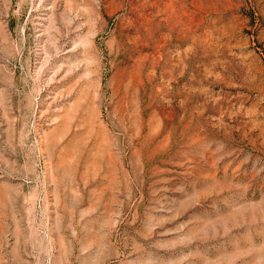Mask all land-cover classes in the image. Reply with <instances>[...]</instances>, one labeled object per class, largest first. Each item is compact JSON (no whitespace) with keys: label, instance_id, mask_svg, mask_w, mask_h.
Listing matches in <instances>:
<instances>
[{"label":"rangeland","instance_id":"374dc122","mask_svg":"<svg viewBox=\"0 0 264 264\" xmlns=\"http://www.w3.org/2000/svg\"><path fill=\"white\" fill-rule=\"evenodd\" d=\"M0 264H264V0H0Z\"/></svg>","mask_w":264,"mask_h":264}]
</instances>
